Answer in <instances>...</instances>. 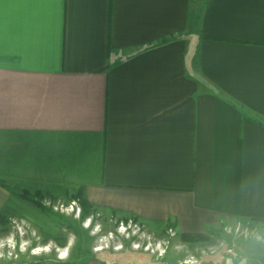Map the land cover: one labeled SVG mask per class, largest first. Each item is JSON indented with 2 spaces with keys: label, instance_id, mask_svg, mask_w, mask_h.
Listing matches in <instances>:
<instances>
[{
  "label": "crops",
  "instance_id": "1",
  "mask_svg": "<svg viewBox=\"0 0 264 264\" xmlns=\"http://www.w3.org/2000/svg\"><path fill=\"white\" fill-rule=\"evenodd\" d=\"M3 13L0 213L24 152L16 182L53 175L62 163L35 155L61 148L70 170L88 166L103 215L176 235L264 227V0H6ZM219 252L196 264H251Z\"/></svg>",
  "mask_w": 264,
  "mask_h": 264
},
{
  "label": "rangeland",
  "instance_id": "2",
  "mask_svg": "<svg viewBox=\"0 0 264 264\" xmlns=\"http://www.w3.org/2000/svg\"><path fill=\"white\" fill-rule=\"evenodd\" d=\"M83 151L74 153L77 161ZM46 153L53 154L56 164L62 163L53 167L55 173L51 176L42 173L47 167L33 166L37 175L22 174L23 178L16 182L14 167H25L29 161L26 151L22 164L10 167L11 179L7 177L5 182L14 197L9 209L0 213V264H31L40 259L60 264H178L210 245L222 246L219 254L223 256L244 260L248 255L249 263L264 264V227L239 219L224 230L204 235L206 240L196 241L201 243L192 244L196 242L183 243L186 241L176 235L173 227L153 231L132 219L103 215L91 201V211L81 218V207L74 196L83 189V177L79 176L88 166L79 161L82 165L72 166L73 172L64 165L67 157L63 158L61 148L40 151L35 157L40 162L47 161L43 157ZM83 194L86 197L84 189ZM25 195L40 201L41 206ZM170 231L174 235L170 236ZM228 248L235 254H226Z\"/></svg>",
  "mask_w": 264,
  "mask_h": 264
},
{
  "label": "trees",
  "instance_id": "3",
  "mask_svg": "<svg viewBox=\"0 0 264 264\" xmlns=\"http://www.w3.org/2000/svg\"><path fill=\"white\" fill-rule=\"evenodd\" d=\"M25 198H27L28 200H31L33 203H35L37 206H41L40 201H38L37 199H34L33 197H29L28 195H25ZM74 198H76L79 202V205L81 207V218H84L87 216V214L91 211V207L93 206V204L84 196L83 194V189H79L76 193V195L74 196ZM181 240L182 241H186V242H196L199 240H206L207 237L204 235H199V234H181L180 235ZM44 260L40 259L34 263L31 264H40L42 263Z\"/></svg>",
  "mask_w": 264,
  "mask_h": 264
},
{
  "label": "built area",
  "instance_id": "4",
  "mask_svg": "<svg viewBox=\"0 0 264 264\" xmlns=\"http://www.w3.org/2000/svg\"><path fill=\"white\" fill-rule=\"evenodd\" d=\"M174 235L173 231H170V236ZM222 247V246H221ZM221 247L219 245H211L210 246H206L203 248H199L198 249V253L197 254H189L187 255L185 258H183L182 260H180V262L178 264H196L198 261V257L200 255H205V254H211V253H217L218 251L221 250ZM148 249V248H147ZM226 254H235V252H233V250L231 248H228L225 250ZM32 253H36L37 252H32Z\"/></svg>",
  "mask_w": 264,
  "mask_h": 264
},
{
  "label": "snow or ice",
  "instance_id": "5",
  "mask_svg": "<svg viewBox=\"0 0 264 264\" xmlns=\"http://www.w3.org/2000/svg\"><path fill=\"white\" fill-rule=\"evenodd\" d=\"M6 0H0V35L3 34L4 30V13H3V6ZM21 3H26L28 0H20Z\"/></svg>",
  "mask_w": 264,
  "mask_h": 264
},
{
  "label": "water",
  "instance_id": "6",
  "mask_svg": "<svg viewBox=\"0 0 264 264\" xmlns=\"http://www.w3.org/2000/svg\"><path fill=\"white\" fill-rule=\"evenodd\" d=\"M40 264H60L59 262L57 261H43L42 263Z\"/></svg>",
  "mask_w": 264,
  "mask_h": 264
},
{
  "label": "bare ground",
  "instance_id": "7",
  "mask_svg": "<svg viewBox=\"0 0 264 264\" xmlns=\"http://www.w3.org/2000/svg\"><path fill=\"white\" fill-rule=\"evenodd\" d=\"M39 250H43L42 248L41 249H39ZM64 256V255H63Z\"/></svg>",
  "mask_w": 264,
  "mask_h": 264
}]
</instances>
